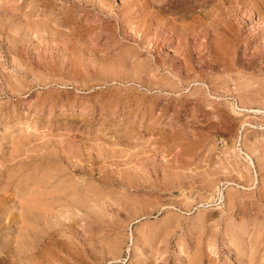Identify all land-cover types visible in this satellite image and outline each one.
Segmentation results:
<instances>
[{
  "label": "rangeland",
  "instance_id": "rangeland-1",
  "mask_svg": "<svg viewBox=\"0 0 264 264\" xmlns=\"http://www.w3.org/2000/svg\"><path fill=\"white\" fill-rule=\"evenodd\" d=\"M122 1L0 0V264H264V0H210L230 33L186 47L154 29L144 43L138 25L191 26L186 9L135 0L138 28ZM76 153L95 174H69L86 204L56 200L40 220L22 188Z\"/></svg>",
  "mask_w": 264,
  "mask_h": 264
},
{
  "label": "bare ground",
  "instance_id": "bare-ground-1",
  "mask_svg": "<svg viewBox=\"0 0 264 264\" xmlns=\"http://www.w3.org/2000/svg\"><path fill=\"white\" fill-rule=\"evenodd\" d=\"M137 1V0H136ZM135 0H132V1H127V0H124V1H122L123 2V4H122V8H118V10L116 9V13H117V15H120V16H122L123 15V13L125 12V15H123L124 17H122V19H119V20H122V22H124V21H129L128 23H130V21H133L134 22V25H136L135 24V20H133V18H136V16L139 14V13H137V15L134 17V16H132L131 14V16H129V15H126L127 13H132V12H134L135 13V11H134V8H135V6L137 5V2H136ZM139 1V0H138ZM213 1V0H212ZM221 1H223V0H220V2H216L217 4L218 3H221V4H223V7H225L224 6V3H222ZM234 1H236V2H234ZM241 1V0H240ZM141 2V1H140ZM153 2H154V4L156 3V6L157 5H159L158 7L160 8V6H165V7H167V6H174L173 8H175L176 6H178V7H180V8H182L183 10L184 9H186V13H184V14H188L187 15V17L191 14V17H192V25L191 26H188V24H187V27L185 26V27H180L179 25V23H177L178 25H176V23H169V20L166 22V21H163V20H165V19H161L162 21H159V18L158 19H156V20H154L155 18H153L152 17V13H150V18H148L149 16V12H148V14H144L146 17H147V19H145L144 17H143V13L144 12H141V11H144V10H147L146 8H142V7H145L144 5H146V4H151V5H153ZM211 1L210 0H144V2L142 1V3L144 4V5H139V8H137V9H140V8H142V10L140 11L141 13H142V15H141V17H143V18H141L139 15V17L142 19L141 21H139V19H137L136 18V20H138L137 22L139 23H137L138 25H139V29L141 30V32H142V29H143V31L145 32L146 31V33H144L145 35H143V36H149V38L148 37H146V40H145V38H144V40L143 41H145L144 43H147V41L149 42V39H151L150 38V36H151V34H152V32H154L155 31V33H153L152 34V36L154 37H156V39H153L152 38V40H154V42H155V44H157L156 42L157 41H163L164 42V40L166 41V43H171L172 42V39L171 38H174V35H177L178 36V38H180V41L179 40H175L174 42L177 44V42L179 41V45H181V46H183L184 45V47H186V44L187 43H184V42H182L181 41V39L183 40L184 38H186V37H188L187 35L190 33V34H192V35H190V36H193V39H195L194 37H197L198 38V36L200 37V35H203V34H201V33H204V34H207V33H209V34H211L212 32V34H214V32H215V34H219V32L220 33H225V31L227 30L228 31V33H230V30L229 29H231V28H229V26H228V29L226 28V27H223V26H221L220 24H222L221 23V21L223 20L221 17H223V16H221L220 17V15L222 14L221 13V11L220 10H218V9H216L217 10V12L216 11H212V10H209V8L208 9H206V8H202V6L203 7H208L207 5H209V3H210ZM242 2H243V0H242ZM242 2H240L239 4H241ZM246 2H247V0H246ZM139 3V2H138ZM212 3V2H211ZM229 3H231V2H228V4ZM233 3H238L237 2V0H233ZM245 3V0H244V2H243V4ZM213 4H214V7H215V3L213 2ZM216 4V5H217ZM227 4V3H226ZM227 4V5H228ZM110 5V4H109ZM167 5V6H166ZM237 5V4H236ZM236 5L233 7V10L234 9H236ZM111 6V5H110ZM110 6H109V8H110ZM142 6V7H141ZM219 6V5H218ZM221 6V5H220ZM220 6H219V8H220ZM230 6H232L231 4H230ZM94 7H96V6H94ZM102 7V6H101ZM101 7H99L100 9H102ZM105 7H107L108 8V5L106 6V5H104V9L103 10H105ZM111 7H113V5L111 6ZM137 7H138V5H137ZM178 7H176V8H178ZM198 7H200V9H198ZM210 7V6H209ZM211 7L212 8H214L212 5H211ZM217 7V6H216ZM229 7V6H228ZM237 7H241V6H237ZM99 8H96L98 11H102V10H100ZM106 8V9H107ZM108 8V9H109ZM162 8V7H161ZM172 8V7H171ZM175 8V9H176ZM180 8L178 9V11L180 10ZM202 8V9H201ZM107 9V10H108ZM162 9H164V7L162 8ZM167 9H168V7H167ZM170 9V8H169ZM180 10V11H183V10ZM230 9V10H229ZM229 9H227V15H229L228 13L229 12H231V9H232V7L231 8H229ZM239 9V8H238ZM133 10V11H132ZM152 10V9H151ZM151 10H149L150 12H152ZM155 10V9H154ZM215 10V9H214ZM224 10H226L225 8H224ZM232 10V11H233ZM237 10V9H236ZM241 10V9H240ZM132 11V12H131ZM219 11V12H218ZM239 11V10H238ZM102 12H104V13H106L105 11H102ZM108 12V11H107ZM139 12V11H138ZM185 12V11H184ZM226 12V11H225ZM235 11H233V13H234ZM240 12V11H239ZM110 13V12H109ZM133 13V14H134ZM236 13H238V12H236ZM235 13V14H236ZM106 15V14H105ZM110 15V14H109ZM223 15V14H222ZM230 15H231V13H230ZM111 16V15H110ZM116 16V15H115ZM156 16V15H155ZM160 17V16H159ZM111 18H112V16H111ZM110 18V19H111ZM113 18H114V16H113ZM116 18V17H115ZM223 18H225V17H223ZM168 19V18H167ZM222 19V20H221ZM232 19V18H231ZM158 20V21H157ZM172 20V19H171ZM225 20V24H226V22H228V23H230L229 21L230 20H228V21H226L227 19H224ZM223 20V21H224ZM118 21V20H117ZM173 21V20H172ZM222 21V22H223ZM122 22H121V25H122ZM132 22V23H133ZM174 22H177V21H174ZM189 22V21H188ZM212 22H214V23H212ZM190 23V22H189ZM126 24V23H125ZM124 24V25H125ZM184 24V23H183ZM191 24V23H190ZM189 24V25H190ZM107 25V24H106ZM130 25V24H129ZM134 25H133V27H134ZM182 25V24H181ZM223 25V24H222ZM85 26V25H84ZM131 26V25H130ZM129 26V27H130ZM144 27V28H142V27ZM184 26V25H183ZM94 27V26H93ZM137 27L135 28V29H137ZM230 27H232V26H230ZM234 27V26H233ZM109 28V27H108ZM142 28V29H141ZM226 28V29H225ZM154 29V31H152L151 32V34H150V31H148V30H153ZM233 29V28H232ZM235 29H236V27H235ZM237 29H238V27H237ZM237 29H236V31H237ZM113 30V29H112ZM134 30V29H133ZM138 30V29H137ZM139 30V31H140ZM135 31V30H134ZM172 32V36L171 37H168V36H170V35H166V32ZM232 31V30H231ZM234 31V30H233ZM138 32V31H137ZM149 32V33H148ZM238 32V31H237ZM111 33V32H110ZM109 33V34H110ZM115 33V32H114ZM150 34V35H146V34ZM234 33V32H233ZM232 32H231V34H233ZM236 33V32H235ZM234 33V34H235ZM142 33H140V35H141ZM155 34V35H154ZM221 34V35H222ZM226 34H227V32H226ZM139 35V34H138ZM220 35V34H219ZM218 35V36H219ZM220 35V36H221ZM223 35H225V34H223ZM222 35V36H223ZM111 36V35H110ZM142 36V35H141ZM141 36H139L140 38H141ZM206 36L207 35H205V36H203V37H205L206 38ZM211 36H214V35H211ZM219 36V37H220ZM226 36V35H225ZM228 36V35H227ZM227 36H226V38H227ZM154 37V38H155ZM202 37V36H201ZM200 37V38H201ZM232 37V36H231ZM143 38V37H142ZM147 38H148V40H147ZM161 38V39H160ZM164 40H163V39ZM175 38H177V37H175ZM196 38V39H197ZM200 38L199 39H197V40H200ZM208 38V37H207ZM206 38V39H207ZM210 38V37H209ZM215 38H216V40L218 39L217 38V36L216 37H213V39L215 40ZM225 38V37H224ZM229 38H230V34H229ZM228 38V39H229ZM193 40L194 41V43L196 44V46H197V40ZM210 39H212V37L210 38ZM138 40V39H137ZM174 40V39H173ZM186 40V39H185ZM184 40V41H185ZM189 40H190V38H189ZM191 40H192V37H191ZM214 40H213V43H211V44H215L214 43ZM197 43H196V42ZM208 41H210L211 42V40H208ZM137 42H139V40L137 41ZM173 42V43H174ZM186 42H188V39H187V41ZM190 42V41H189ZM189 42H188V44H189ZM199 42H203L202 40L201 41H199ZM205 42V41H204ZM216 42V41H215ZM221 42V41H220ZM143 43V42H142ZM151 43H153L152 41L150 42V46H151ZM161 44H163L162 42H160ZM159 43V44H160ZM194 43H193V46H194ZM209 43V42H208ZM208 43H205V44H208ZM217 43V42H216ZM168 44V45H169ZM190 44H191V42H190ZM200 44V43H199ZM198 44V45H199ZM203 44V43H202ZM201 44V45H202ZM210 44V43H209ZM208 44V45H209ZM210 44V45H211ZM142 45V44H141ZM148 45V44H147ZM153 45H154V43H153ZM158 45V44H157ZM172 45V44H171ZM174 45V44H173ZM172 45V46H173ZM178 45V44H177ZM192 45V44H191ZM191 45L189 46V47H191ZM219 44L217 43V46H218ZM144 46V45H143ZM146 46V45H145ZM159 46H161V45H159ZM159 46H157V49L159 48ZM207 46V45H206ZM212 46V45H211ZM215 46H216V44L214 45V49H216L215 48ZM149 47V46H148ZM152 47V46H151ZM150 47V48H151ZM154 47V46H153ZM152 47V48H153ZM174 47V46H173ZM188 47V48H189ZM198 47H200L201 48V46H198ZM196 48V49H199V48ZM209 47V46H208ZM207 47V48H208ZM224 47H226V46H224ZM126 48V47H125ZM145 49H146V47H144ZM150 48H148L149 50H150ZM206 48V47H205ZM210 48V47H209ZM218 48V47H217ZM219 48H220V46H219ZM222 48V47H221ZM227 48H228V46H227ZM133 49H135V48H133ZM156 49V48H155ZM154 49V50H155ZM176 49H178V46L176 47ZM179 49H181V47H179ZM184 49V48H183ZM190 49V48H189ZM194 50H195V47L193 48ZM229 49V48H228ZM148 50V51H149ZM151 50H153V49H151ZM150 50V51H151ZM184 50H188V49H184ZM205 50V49H204ZM177 51V50H176ZM180 51V50H179ZM182 52H183V50H181ZM198 51H200V50H198ZM207 51V50H206ZM213 51V50H212ZM216 51H218V50H216ZM225 51V50H224ZM229 51V50H228ZM178 52V51H177ZM181 52V53H182ZM185 53H189L188 51L186 52V51H184ZM183 52V53H184ZM191 52V51H190ZM200 52H202V51H200ZM204 52V51H203ZM214 52V51H213ZM220 52V51H219ZM218 52V53H219ZM226 52V51H225ZM230 52V51H229ZM228 52V53H229ZM180 53V52H179ZM178 53V54H179ZM215 53V52H214ZM220 53H224V52H222V50H221V52ZM132 54V53H131ZM136 54H137V52H136ZM157 54V53H156ZM187 54H185L186 56H188ZM201 54V53H200ZM227 54V53H226ZM225 54V55H226ZM203 55V54H202ZM201 56V55H200ZM204 56V55H203ZM152 57V56H151ZM156 57H158L157 55H156ZM178 57H180V56H178ZM183 57V56H182ZM185 57V56H184ZM183 57V59H185ZM189 57V56H188ZM159 58H160V56H159ZM177 58V56L175 57V59ZM187 58V57H186ZM192 58V57H191ZM144 59V58H143ZM149 59V58H148ZM147 59V60H148ZM182 59V58H181ZM157 60V59H156ZM187 60H188V58H187ZM187 60H186V63H185V65L188 63L187 62ZM189 60H190V58H189ZM188 60V61H189ZM149 61V60H148ZM140 63V62H139ZM149 63V62H148ZM152 63V62H151ZM154 63V62H153ZM172 63H173V61H172ZM189 63H190V61H189ZM192 63V62H191ZM176 64V63H175ZM141 65V64H140ZM165 65V64H164ZM190 65H192V64H190ZM159 66H160V64H159ZM189 66V65H188ZM187 65H186V67H188ZM164 68V67H163ZM188 68H190V67H188ZM154 71V70H153ZM163 81V80H162ZM166 81V80H165ZM164 81V82H165ZM162 83V82H161ZM163 84V83H162ZM171 89V88H170ZM102 102H104V101H102ZM105 105V104H104ZM71 107V105H69L68 106V108H70ZM103 107H105V106H103ZM102 107V108H103ZM165 107V106H164ZM106 108V107H105ZM104 108V109H105ZM103 110V109H102ZM105 110H107V108L105 109ZM104 110V111H105ZM149 111V110H148ZM150 113V112H149ZM151 115V114H150ZM250 159V158H249ZM81 158L79 157V155H77V153L75 154V156H74V162L70 165V164H68V166L67 167H60L59 169L60 170H62L61 171V173L60 172H57V174H52V175H50V176H46V175H44V176H42V177H39L40 178V180L38 179V177H37V179L39 180V181H37L36 179V181H34L35 183H37V185H38V187H37V185L35 184L34 185V183H32V185H34V186H36V187H33V186H31V187H28V188H22L24 191H25V193H28L29 195H32L33 196V194L35 195V196H33L32 198H29V199H27V201L25 200V202L27 203V206L31 209V210H34L35 211V213H36V215H38V217H40L39 219L41 220V217H42V219H46V217H48V216H51L52 217V215H54V206H53V202L54 201H56V200H64L65 201V203L66 202H68V198H70L69 200H70V202L69 203H66L67 205L68 204H70L71 203V201H74L75 203H76V200H77V198L78 197H80V196H78L77 198H75L78 194L79 195H81V189L83 188V186H82V181H84V180H86L85 178H77V179H75V178H72L70 175H72L73 173H75L76 171H84L85 173H88L90 176V178H94V175L95 174H93L92 175V173L91 172H88L89 170L85 167L86 165H84L83 163H81ZM256 163V162H255ZM262 163H264V162H262ZM259 165H261V164H259ZM60 166V165H59ZM63 166V165H62ZM262 166V165H261ZM55 167V166H54ZM256 167H257V165H256ZM260 167V166H259ZM58 168V167H57ZM93 168V167H92ZM92 168L90 169V170H92ZM260 170V175L261 174H263L264 173V165H263V167H261V168H259ZM56 170H58V169H56ZM93 170H95V169H93ZM65 171V172H64ZM240 171V170H239ZM242 171V170H241ZM248 172V171H247ZM72 173V174H71ZM70 174V175H69ZM240 174V173H239ZM248 174V173H247ZM30 175H31V173H29L28 175H27V177L29 178L30 177ZM57 175V176H56ZM245 175V174H244ZM264 175V174H263ZM246 176V175H245ZM53 177H56V179H53ZM50 178H52L53 179V181H52V179H50ZM98 178V177H97ZM241 179V178H240ZM243 179V178H242ZM246 179H248V180H250L249 178H246ZM261 179V178H260ZM90 180H92V179H90ZM98 180V179H97ZM102 180V179H101ZM93 182H94V179L92 180ZM104 181V180H103ZM242 181H245V180H242ZM241 181V182H242ZM262 181V180H261ZM19 182V181H18ZM18 182H17V184H18ZM22 181H20V183H21ZM92 182V183H93ZM105 182V181H104ZM123 182V181H122ZM247 182V181H246ZM245 182V183H246ZM101 183H103V182H101ZM100 183V184H101ZM106 183V182H105ZM124 183H126V182H124ZM129 183H131V182H129ZM249 183V182H248ZM126 184H128V182L126 183ZM20 185V184H19ZM29 185V184H28ZM104 185V184H103ZM264 185V184H263ZM263 185H262V187H263ZM102 186V185H101ZM16 187H18V185L16 186ZM15 187V188H16ZM22 187V186H21ZM24 187H26V186H24ZM100 187V186H99ZM104 187V186H103ZM50 188H52V189H50ZM54 188V189H53ZM97 188H98V186H97ZM101 189H102V187H100ZM99 188V189H100ZM106 188V187H105ZM256 188H258V187H256ZM21 188H17L15 191H13V192H15L16 194H18L21 190H22ZM99 189H97V190H99ZM104 189V188H103ZM260 189V188H259ZM264 188H262V189H260V190H258V191H262ZM257 190H255V191H257ZM55 193L56 192V194H59V196H51V198H48L47 197V194L48 195H51L52 193ZM47 193V194H46ZM51 193V194H50ZM252 193V192H251ZM258 194L256 195L257 196V198L260 200V202L262 201V200H264L263 199V197H264V192L262 191V192H257ZM256 194V193H255ZM89 195V194H88ZM93 195V194H92ZM91 195V196H92ZM95 195V194H94ZM16 196V195H15ZM19 196V195H18ZM17 196V197H18ZM71 196V197H70ZM75 196V197H74ZM50 197V196H49ZM255 197V196H254ZM62 198V199H61ZM81 199V198H80ZM20 200V202H21V205H23V204H25V202L23 201V200H21V199H19ZM78 200H79V198H78ZM77 200V201H78ZM82 200V199H81ZM80 200V201H81ZM80 201H78V202H80ZM77 202V203H78ZM81 202H83V201H81ZM81 202H80V204H81ZM85 202V201H84ZM83 202V205L84 204H86V203H84ZM245 202V201H244ZM73 203V202H72ZM79 204V203H78ZM258 204V203H257ZM256 204V205H257ZM246 205V204H245ZM69 207L71 206V205H68ZM73 206V205H72ZM79 206V208H80V205H78ZM85 206H88V205H85ZM249 206V205H248ZM74 207H75V204H74ZM82 207V206H81ZM247 207V206H246ZM245 207V208H246ZM255 207V206H254ZM259 209H261V210H263V208H264V203L262 202V205L260 206L259 205ZM87 208V207H86ZM244 208V209H245ZM248 208V207H247ZM258 210V209H257ZM5 211H7V210H5ZM259 211V210H258ZM247 212H249V210L247 211ZM251 213V212H250ZM257 213V212H256ZM255 214V213H254ZM258 215V214H257ZM252 216H254V215H252ZM9 217H12V215L11 216H9ZM37 217V216H36ZM36 217H34V220L36 219ZM37 217V218H38ZM248 217H250V215L248 216ZM251 218V217H250ZM250 218H248V219H250ZM255 218V217H254ZM10 219H12V218H10ZM246 219V218H245ZM259 219V218H258ZM38 220H36V222H37ZM8 222V221H7ZM249 222H251V221H248V224H249ZM259 222V221H258ZM40 223V222H39ZM8 224V223H7ZM244 224V223H243ZM9 226V225H8ZM4 227H5V225H4ZM1 228V227H0ZM7 228V227H6ZM20 228H22V227H20L19 226V228L18 229H20ZM2 229H4V228H2ZM6 230V229H5ZM246 230V229H245ZM1 232V231H0ZM246 232V231H245ZM4 233V232H3ZM4 236H5V234H4ZM7 237V236H6ZM17 238H18V235L16 236ZM18 241L20 240V239H17ZM54 240H53V237H52V235H51V232L50 233H48L47 235H46V237H43V238H41L40 239V244L39 245H41V247H43V246H47V245H50V243H52ZM54 243H55V241H54ZM41 247H40V249H41ZM65 250H67L66 248H65ZM120 250V249H119ZM68 251H69V248H68ZM68 251H66V252H68ZM32 254V253H31ZM34 254V253H33ZM42 254V253H41ZM71 254V253H70ZM72 254H73V252H72ZM1 255V254H0ZM58 255H60V254H58ZM78 255V254H77ZM61 256V255H60ZM75 256V255H74ZM58 257L59 256H57V257H55L56 259H58ZM62 258V257H61ZM76 258H78V257H76ZM194 259H191L193 262H194V260L196 261V262H194V264L195 263H197V257H193ZM81 259H83L82 257H81ZM1 260V259H0ZM60 260V259H59ZM59 260H57V264H58V261ZM61 260H64V261H62V262H65L66 260H65V258L63 259H61ZM79 260V259H78ZM4 261V260H3ZM77 261V260H76ZM85 261V260H84ZM192 261H190V263L191 264H193L192 263ZM249 263H252V264H255V261H254V259H251L250 258V260L248 261ZM48 264V263H47ZM51 264V263H50ZM52 264H54V263H52ZM56 264V263H55ZM60 264V263H59ZM65 264V263H64Z\"/></svg>",
  "mask_w": 264,
  "mask_h": 264
}]
</instances>
